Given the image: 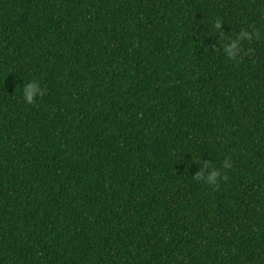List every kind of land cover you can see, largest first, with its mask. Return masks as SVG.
<instances>
[{
  "label": "trees",
  "instance_id": "1",
  "mask_svg": "<svg viewBox=\"0 0 264 264\" xmlns=\"http://www.w3.org/2000/svg\"><path fill=\"white\" fill-rule=\"evenodd\" d=\"M253 28L264 0H0V264H264V35L219 37Z\"/></svg>",
  "mask_w": 264,
  "mask_h": 264
},
{
  "label": "clouds",
  "instance_id": "2",
  "mask_svg": "<svg viewBox=\"0 0 264 264\" xmlns=\"http://www.w3.org/2000/svg\"><path fill=\"white\" fill-rule=\"evenodd\" d=\"M221 20L216 19L214 21V29H219ZM262 34L259 30L253 28L251 31L247 29H241L239 33L232 36H226L223 31L219 32L220 45L223 48V56L228 61H233L237 56L242 55L240 41L252 42L262 38ZM216 50H219L218 48ZM22 101L25 105H33L37 99L43 96L45 89L41 86V82L38 79L28 80L23 82L20 87ZM232 167V161L229 158H225L220 168L213 167L211 163L203 161L201 167L193 174V179L196 181H203L209 186H218V181L223 179L227 180V176L222 174L221 169H230Z\"/></svg>",
  "mask_w": 264,
  "mask_h": 264
}]
</instances>
